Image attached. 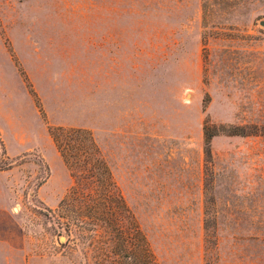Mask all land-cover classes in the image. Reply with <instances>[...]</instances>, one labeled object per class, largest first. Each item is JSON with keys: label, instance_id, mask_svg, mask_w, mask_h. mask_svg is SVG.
<instances>
[{"label": "rangeland", "instance_id": "374dc122", "mask_svg": "<svg viewBox=\"0 0 264 264\" xmlns=\"http://www.w3.org/2000/svg\"><path fill=\"white\" fill-rule=\"evenodd\" d=\"M205 125L223 131L209 160ZM55 126L92 132L123 196L97 239L60 205L75 178ZM235 126L264 128V0H0V200L26 244L14 264H110L129 212L160 264H264V133H224Z\"/></svg>", "mask_w": 264, "mask_h": 264}, {"label": "trees", "instance_id": "16d2710c", "mask_svg": "<svg viewBox=\"0 0 264 264\" xmlns=\"http://www.w3.org/2000/svg\"><path fill=\"white\" fill-rule=\"evenodd\" d=\"M246 126L231 127L227 133L229 135H250L258 134L259 131L264 133V128L248 130ZM204 132L206 135V159L212 158L211 140L214 136L223 133L222 129L216 126L205 125ZM51 136L64 160L75 178V185L71 188L69 194L61 201L60 205L70 212L73 211L74 219L79 221L78 229L82 238L93 237L97 239L98 233H108L114 220L118 218L123 207H126L123 196L119 191L111 189L112 174L107 168L106 163L100 157L99 146L92 132L80 127L55 126L50 129ZM0 147L4 148V143L0 139ZM1 169H9L10 165L5 163L0 165ZM71 217V213H70ZM85 217L90 218L86 221ZM129 235L127 243L129 249L119 255H104L110 257L104 260L110 264H160L154 254L150 242L146 236L142 237L140 225L132 212L128 215ZM93 222L97 227L91 229L94 234L88 236L82 233L81 228H86L84 224ZM71 222L67 224V234L71 237ZM209 228H213L209 230ZM102 230V231H101ZM206 230L208 235L215 232V225L206 220ZM124 233L122 232L123 239ZM105 238V237H104ZM106 250V248H105Z\"/></svg>", "mask_w": 264, "mask_h": 264}, {"label": "crops", "instance_id": "0c3cea01", "mask_svg": "<svg viewBox=\"0 0 264 264\" xmlns=\"http://www.w3.org/2000/svg\"><path fill=\"white\" fill-rule=\"evenodd\" d=\"M7 220L8 229L5 227ZM24 240L15 218L6 214L4 201L0 200V264H14V257L25 250Z\"/></svg>", "mask_w": 264, "mask_h": 264}]
</instances>
